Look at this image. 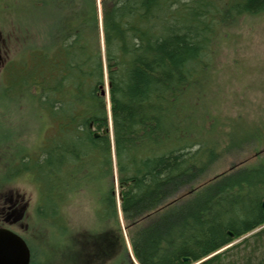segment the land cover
I'll return each instance as SVG.
<instances>
[{"label": "trees", "instance_id": "trees-1", "mask_svg": "<svg viewBox=\"0 0 264 264\" xmlns=\"http://www.w3.org/2000/svg\"><path fill=\"white\" fill-rule=\"evenodd\" d=\"M0 12L21 45L9 86L51 126L20 172L51 211L56 177L98 198L104 233L75 236L74 264H264V161L205 177L262 138L207 102L223 30L264 14V0H0Z\"/></svg>", "mask_w": 264, "mask_h": 264}, {"label": "rangeland", "instance_id": "rangeland-1", "mask_svg": "<svg viewBox=\"0 0 264 264\" xmlns=\"http://www.w3.org/2000/svg\"><path fill=\"white\" fill-rule=\"evenodd\" d=\"M1 23L9 24L6 18L0 16V25ZM235 24L224 29L219 39L216 68L211 70L213 73L210 76L216 86L209 93L207 104L209 108H216L222 120L237 117L239 122L236 126L240 135L255 129L256 135L258 133V137L262 138H259L261 143L254 138L235 152L221 155L207 172V181L218 174L226 173L228 168H255L264 161V14L244 16ZM15 38L14 33H5L0 28V210L9 207L10 201H15L22 209V216L17 220L21 223L15 222L7 226L27 243L30 264H74V256L78 258L80 254L74 241L75 236L81 239L87 234L104 233V229L100 230V224H97L94 210V203L98 198H95L91 187L79 189L65 182L61 185L60 177H56L54 181L58 186L52 190L51 206H54V210L51 211L50 206L40 205V192L29 174L20 172L25 166L17 162V157L30 162L27 155L38 152L46 143L51 126L47 118L36 113L34 103L25 92L17 96V92L9 86L8 78L11 74L8 75L7 68L11 61L14 62L20 56L18 52L21 50V45L17 44ZM106 92L107 88L104 94ZM106 133L111 137L110 127ZM113 180L115 181L114 176ZM202 184L203 182L197 190L203 187ZM60 185L64 188L59 187ZM184 193L172 201L176 203L183 198ZM114 194L118 204L120 189L116 181ZM6 199H9L8 205L5 204ZM54 211L56 215L52 218L56 222L59 217L60 221L53 225L45 217ZM118 220L120 231L115 232L122 239L119 248L124 244L129 251V236L121 214L118 215ZM0 223L3 224L4 220L0 219ZM145 223L144 219L140 226ZM235 253L238 252L231 254L233 262ZM81 254L86 255L83 252ZM114 262L110 258L102 264Z\"/></svg>", "mask_w": 264, "mask_h": 264}, {"label": "water", "instance_id": "water-1", "mask_svg": "<svg viewBox=\"0 0 264 264\" xmlns=\"http://www.w3.org/2000/svg\"><path fill=\"white\" fill-rule=\"evenodd\" d=\"M262 208L264 210V203ZM184 261L188 259L185 258ZM0 264H30V251L24 240L3 228H0Z\"/></svg>", "mask_w": 264, "mask_h": 264}, {"label": "flooded vegetation", "instance_id": "flooded-vegetation-1", "mask_svg": "<svg viewBox=\"0 0 264 264\" xmlns=\"http://www.w3.org/2000/svg\"><path fill=\"white\" fill-rule=\"evenodd\" d=\"M8 200H5V204L8 205ZM5 209L0 210V219L4 220V223H0V226H5L8 228L7 224H13L17 222L18 219L21 218V211L22 209L19 208L17 203L15 201H10L9 207H4ZM21 223L20 221L17 222V224Z\"/></svg>", "mask_w": 264, "mask_h": 264}]
</instances>
